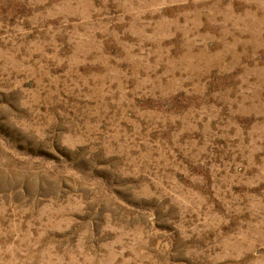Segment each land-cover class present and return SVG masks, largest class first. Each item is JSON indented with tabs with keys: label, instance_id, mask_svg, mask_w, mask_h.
Masks as SVG:
<instances>
[{
	"label": "rangeland",
	"instance_id": "obj_1",
	"mask_svg": "<svg viewBox=\"0 0 264 264\" xmlns=\"http://www.w3.org/2000/svg\"><path fill=\"white\" fill-rule=\"evenodd\" d=\"M0 264H264V0H0Z\"/></svg>",
	"mask_w": 264,
	"mask_h": 264
}]
</instances>
